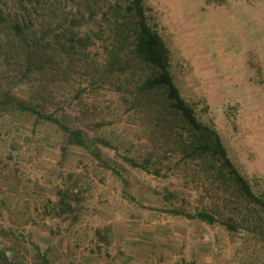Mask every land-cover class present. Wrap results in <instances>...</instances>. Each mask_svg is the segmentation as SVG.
<instances>
[{
  "label": "rangeland",
  "instance_id": "374dc122",
  "mask_svg": "<svg viewBox=\"0 0 264 264\" xmlns=\"http://www.w3.org/2000/svg\"><path fill=\"white\" fill-rule=\"evenodd\" d=\"M83 1L60 0L57 12L84 13L80 33L93 26ZM147 4L183 96L239 169L264 184V0ZM100 45L78 51L69 66L61 56L65 76L28 74L23 59L0 57V90L83 128L91 141L114 145L85 148L54 124L0 109V264H42L37 246L51 264H264V246L219 223L166 212L216 211L206 192L211 184L197 168L176 167L173 157L158 175L154 166L146 171L124 160H142L148 141L141 119L108 84L93 87L92 69L105 59Z\"/></svg>",
  "mask_w": 264,
  "mask_h": 264
},
{
  "label": "trees",
  "instance_id": "16d2710c",
  "mask_svg": "<svg viewBox=\"0 0 264 264\" xmlns=\"http://www.w3.org/2000/svg\"><path fill=\"white\" fill-rule=\"evenodd\" d=\"M59 3L0 0V57L6 62L23 59L28 74L65 76L78 51L101 41L105 59L92 69L93 87L108 84L127 111L141 119L148 141L142 160L133 156H124V160L146 171L154 166L158 175L165 159L178 157L176 167L194 166L196 174H203L211 184L206 192L216 211L173 207L166 212L219 223L252 245L264 246V184L239 169L217 130L202 121L196 107L183 96L172 70L171 49L159 30L153 7L147 0H84L93 26L80 33L78 27L83 25L85 14L58 17ZM61 56L68 57V66L59 60ZM0 91V109L18 110L54 124L76 145L89 148L95 142L114 148L103 138L89 140L83 128L11 91ZM96 156L102 159L99 153ZM102 164L113 169L105 161ZM37 249L41 263L51 264L47 253L39 246ZM2 256L7 258L4 252Z\"/></svg>",
  "mask_w": 264,
  "mask_h": 264
}]
</instances>
